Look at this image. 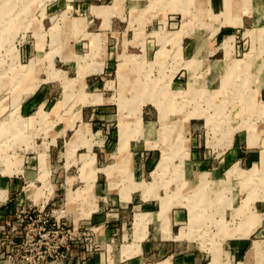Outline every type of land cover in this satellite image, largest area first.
<instances>
[{"label": "rangeland", "instance_id": "374dc122", "mask_svg": "<svg viewBox=\"0 0 264 264\" xmlns=\"http://www.w3.org/2000/svg\"><path fill=\"white\" fill-rule=\"evenodd\" d=\"M12 179L0 264H123L134 230L124 256L146 228L163 243L162 218L180 230L169 254L264 264L249 248L264 218V0H0V189ZM48 198L61 226L44 237L16 203Z\"/></svg>", "mask_w": 264, "mask_h": 264}, {"label": "crops", "instance_id": "0c3cea01", "mask_svg": "<svg viewBox=\"0 0 264 264\" xmlns=\"http://www.w3.org/2000/svg\"><path fill=\"white\" fill-rule=\"evenodd\" d=\"M102 47H103L102 48V54L103 55H101V56L103 57L102 59H104L105 56H106L105 55L106 52H105L104 45H102ZM86 105H88V104H86ZM86 105H84V106H86ZM83 107H82V110H81V117H80V119L76 120L75 123L81 122ZM82 124H83V122H82ZM70 145H72L71 147H73V143H71ZM74 146H75V144H74ZM218 167L219 166L213 167L212 170H214V172H218V169H217ZM203 173H207V175L208 174L209 175L211 174V172H207V171H204ZM23 174H25L26 176H30L31 173L28 174V172L26 170H23ZM97 178H98V174L96 175V180H95L94 186H93V194H94L95 201H96V204H97V209L95 211H93L90 214V216L87 217L86 219L92 218L93 214H95L98 210H101V208L98 206V203H97L98 200H97V197H96L97 190H98ZM9 185H10L9 186L10 188L7 187V185H5V183H4V187L2 189H0V194H4V198L3 199L0 198V201L3 202L4 205L7 204V200H8V196H9L8 195L9 190H16V188L18 186V184L15 183V180L14 179L10 180ZM29 196H32V194L29 195ZM127 196L129 197V195H127ZM128 197H125L124 200L125 201L128 200ZM50 198H48L46 200V203L45 204H42L41 202L40 203L39 202L37 203V201H34V202L33 201H30L29 202L28 199H27V201H23L22 199H20L19 203H16V205L17 206H20V205H23V204L25 205L27 203H30L28 205L29 207L36 208V206H37V208L40 207L38 209H45L46 204L48 203V200ZM16 200H17V198H16ZM14 208H16V207H12L11 205L9 207L8 206H5V207L1 208L0 209V218H6V217H8V215L11 214L14 211ZM173 212H174L173 213L174 215L172 216V222H173L172 224H178V223H180L182 221V219H184V218H182L181 211H173ZM154 213H156V212H153V214ZM150 214H152V213H150ZM262 214H264V213H262ZM76 215L74 216V220H75ZM187 216H189V215H187ZM187 216L185 217L186 220H187ZM79 218L80 217H78V219ZM154 218H156V216ZM154 218L152 220H154ZM168 219H169V222H170V216H168ZM150 221L148 223H150ZM262 221H263V223L261 225L262 227H260V229L257 228V229H255L253 231V232H255V236H254L255 239H251L249 248L253 245L254 241H259L262 244L263 248H264V218L262 219ZM161 223H162L161 224V228H162L161 230H164L163 231L165 233L164 236L167 237V238H163V243L162 242L161 243H159V242H153L152 240H153L154 237H156L158 231L157 230L156 231L153 230L151 232L149 229L146 228V234L138 242L139 243V246H138L137 251L134 254H131L129 256H124L122 254L123 247L128 246V245L129 246H132L133 245V242H135V230H134L133 231V240H132V242L123 245L122 248H121V250H120V261L123 264H157L158 262H161L163 260H168L170 262V264H180V263H185V264H198V262H200L201 259L194 257L193 256V253H188V254H185V255L169 254L170 253V251H169L170 248L169 247L172 248V246H174L173 244H175L177 246L176 243L178 241H180V238L177 237V235L179 234V231L180 230L175 234L173 232L172 228L170 229V227H168V226H167V228H164L163 227V218H162V222ZM168 225H169V223H168ZM100 226L102 227V225H100ZM108 226L109 225H107V227ZM112 230H113V228H110V229L107 230V232L112 231ZM5 233H8V234L11 235L10 231L6 230L4 227H2V228L0 227V248H3L4 245H5V240H3V237H4ZM12 235H14V233ZM231 238H233L232 244L234 246V250L235 249H241L242 248V241H241V239L243 237H231ZM14 240L12 239V240H10V242H13ZM167 241H169V242L167 243ZM2 242H4V244H1ZM9 247L10 246H6V251H8ZM165 253H167V254L165 255ZM74 255H75V251L74 250H71V256H74ZM145 255H147V256L149 255V257H150V259H152V261L151 262H144L143 259H144V256ZM157 257H159V258H157ZM239 263H241V261H239L238 264ZM47 264H56V263L50 261V262H47Z\"/></svg>", "mask_w": 264, "mask_h": 264}, {"label": "built area", "instance_id": "2783aa9c", "mask_svg": "<svg viewBox=\"0 0 264 264\" xmlns=\"http://www.w3.org/2000/svg\"><path fill=\"white\" fill-rule=\"evenodd\" d=\"M20 213H23L22 220L26 219V220L32 221V222L40 221L42 223L41 230L46 231L44 234V237L45 236L47 237L50 235L51 231H50L49 227H51V226L54 227L55 224L58 228L61 226L60 219H56V223H51V221L48 219V214L44 212V209H35L33 207L28 206V207H25L24 210H21ZM18 216H20V215H18ZM7 225L10 226V223L7 222ZM63 225H64V223H63ZM61 228L64 229L63 226ZM77 229H78V227L76 229H73V231H71L70 229L66 230L67 231L66 237L62 236V240L56 244V248H55V251H57L56 258L58 256L62 257L63 252L69 251L72 247L71 244L76 243V241L74 240V237L76 236L75 232L77 231ZM11 230H15L14 225L12 226ZM58 232L60 233V231H54L52 233L58 234ZM1 244H4V242H2ZM45 245H48V242H46ZM0 252H1V248H0ZM46 256L47 255L42 256V260H41L40 264H47V261H45ZM48 256H52V255L48 254ZM54 263L60 264L59 262H56V261H54Z\"/></svg>", "mask_w": 264, "mask_h": 264}, {"label": "bare ground", "instance_id": "6f19581e", "mask_svg": "<svg viewBox=\"0 0 264 264\" xmlns=\"http://www.w3.org/2000/svg\"><path fill=\"white\" fill-rule=\"evenodd\" d=\"M248 63V62H247ZM232 69V68H231ZM169 116V115H168ZM125 128V127H124ZM143 129V128H142ZM126 132V131H125ZM123 135V134H122ZM127 135H128V132H127ZM127 137V136H126ZM124 139H126V138H124ZM124 139H123V136H121L120 137V143H119V146H118V148H117V150L115 151V155H120L121 154V150L122 149H124ZM126 147V146H125ZM161 165V164H160ZM249 172H251V171H249ZM247 173V172H246ZM199 188V187H198ZM194 193V192H193ZM192 193V194H193ZM188 197V196H187ZM191 198V197H190ZM191 200H194V199H191ZM190 200V201H191ZM204 202V201H203ZM207 202H208V200H207ZM163 203H165V201H163L162 202V204ZM194 203V202H193ZM197 204H198V201H197ZM199 204H200V202H199ZM194 205V204H193ZM163 206V205H162ZM188 206V205H187ZM166 207V206H165ZM190 207V206H189ZM191 207H193V206H191ZM162 208V207H161ZM161 210H159V212H160ZM201 211V210H200ZM237 213V212H236ZM154 214H157V212L156 213H154ZM193 215V214H192ZM192 215H190V216H192ZM233 216V215H232ZM260 216V215H259ZM252 218H253V216H251ZM192 218V217H191ZM193 218H194V216H193ZM237 218V217H236ZM254 219V218H253ZM241 220V219H240ZM243 220V219H242ZM193 221V220H192ZM259 221V220H258ZM195 223V222H194ZM194 223H193V225H194ZM247 224V223H246ZM252 225V224H251ZM242 228V227H241Z\"/></svg>", "mask_w": 264, "mask_h": 264}]
</instances>
